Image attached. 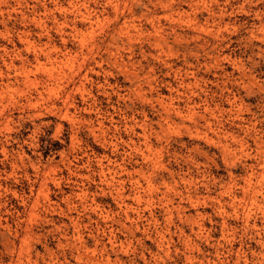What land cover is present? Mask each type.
<instances>
[{
	"label": "rangeland",
	"instance_id": "rangeland-1",
	"mask_svg": "<svg viewBox=\"0 0 264 264\" xmlns=\"http://www.w3.org/2000/svg\"><path fill=\"white\" fill-rule=\"evenodd\" d=\"M0 264H264V0H0Z\"/></svg>",
	"mask_w": 264,
	"mask_h": 264
}]
</instances>
